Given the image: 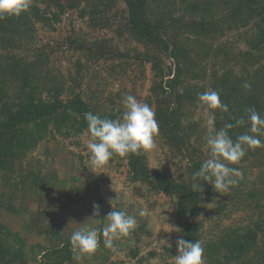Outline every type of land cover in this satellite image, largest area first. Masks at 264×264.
<instances>
[{"label": "trees", "instance_id": "1", "mask_svg": "<svg viewBox=\"0 0 264 264\" xmlns=\"http://www.w3.org/2000/svg\"><path fill=\"white\" fill-rule=\"evenodd\" d=\"M118 1L125 3L124 23L117 29L118 35L122 37L127 32L141 42L145 51L138 58L151 64L154 79L144 103L150 107L155 104L159 125L155 137L166 147L160 151L164 157L158 159L155 167L150 165L148 150L124 157L114 154L109 161L127 167L126 181L138 196L149 200L151 196L167 194L178 204L179 233L185 240L202 242L205 264H264V148L249 149L239 164L230 165L243 169V179L231 187L226 199L218 205L225 216L248 210L245 224L217 222L221 228L213 237L205 238L204 233L208 236L212 231L204 232V222L196 218L201 214L202 204L216 191L206 182L202 184L203 192L191 190L193 173L209 157H203L207 127L193 119L199 108L205 109L198 101L199 94L209 89L220 93L228 111L214 110L215 127L220 129L233 124L228 132L234 141L242 134L256 135L249 131L250 124L235 126L236 120L246 119L247 109L254 107L264 117V0H31L25 13L0 19V264H33L31 261L34 264H76L71 234L52 227L50 222H45L44 215H48L55 199L60 198L59 208H66L68 198L76 202L78 194L65 189V182L57 179L56 171L50 175L43 173V164L32 155L42 141L55 139L56 133L74 136L71 144L80 146L79 137L86 134L87 129L84 113L121 119L125 111L123 97L128 94L140 97L135 85L125 82L124 88L116 90L113 97L109 95L100 100L86 90L89 99L83 98L86 91L81 85L89 66L100 59L122 55L111 48L112 38H99L85 46L78 40L82 39L80 36L69 37L68 51L62 46L54 48L63 54L57 58H64L71 65L68 75L53 74L52 68H45L55 51L48 44L30 50L36 55L33 60L12 48L21 44L32 46L39 38L37 24L56 30L63 15L71 10H75L81 20L88 17L93 31L103 29L111 24L104 12ZM99 5L105 8L100 9ZM70 25L74 29L72 19ZM241 44L245 49L240 48ZM167 55L174 58L176 67L174 76L165 79L173 72L165 59ZM123 56L128 57L127 52ZM128 63V60L122 61L119 66ZM67 80L71 82L68 86ZM245 83L251 84L250 90L243 87ZM260 139L264 140V130ZM169 164L175 169L174 173L167 168ZM246 167L258 170L251 182L247 181L250 171ZM33 191L44 193L47 201L36 214L24 204L25 197ZM53 193L58 196L53 197ZM55 206L53 204L49 215L54 213L59 217ZM18 214L24 220L21 229L44 233L45 243L36 242L26 249L25 237L10 226ZM68 214L66 209L61 218L65 221ZM83 217L79 216L76 227H82L84 222L90 224ZM105 224L102 220L97 228ZM144 225V220L138 221L136 229L129 234L135 241L134 248L129 249L130 256L136 258L133 264H143L146 259L137 257ZM103 239L101 234L97 251L86 258L88 264L109 260L111 249L104 247ZM117 244V240L114 241L117 251L112 253L119 255L122 250L118 251ZM100 247L107 253L99 263L91 262L90 258L96 257ZM112 264L126 263L114 260Z\"/></svg>", "mask_w": 264, "mask_h": 264}, {"label": "rangeland", "instance_id": "2", "mask_svg": "<svg viewBox=\"0 0 264 264\" xmlns=\"http://www.w3.org/2000/svg\"><path fill=\"white\" fill-rule=\"evenodd\" d=\"M99 8L103 9L105 6L99 5ZM124 9L125 3L122 1H118V3L111 8L108 7L104 14L105 17L107 16V18H110L111 24L103 29L95 31L88 25V17L81 20L75 10L68 11L63 15L61 23L57 24L56 30H50L46 25L41 26L37 24L39 38L34 40L35 43L32 46L21 44L12 49H15V52L21 51L22 55H26L29 60H33L36 55L30 50L35 46L42 47V44H48L51 49L62 46L68 51L71 41L69 37L80 36L82 39L78 40L82 41L85 46L94 40H100L99 38H112L113 46L111 48L113 50H119L122 55L110 59L103 58L100 59L98 63L91 64L82 82V89L97 96L100 100H104V98L109 95L113 97L112 95L116 93V90L120 91L123 89L126 82L128 85H135L134 87L139 90L138 93L140 95V97L137 96V100L145 102L144 100L146 96L150 94V87L153 84V72L149 62H141V59L138 58V55L145 51L144 45L131 38L127 32L123 33L122 37L117 33V29L122 28L124 23ZM71 19L74 22V29L70 25ZM240 48L245 49V45L241 44ZM54 50V54L51 53L50 61L45 68H52L53 74L59 75L60 73H64V75H68L67 70L71 65L69 66V62L64 58L61 60L58 59L57 55L63 54L59 49ZM46 51H49V49L47 48ZM126 52L128 57L123 56ZM165 59L173 71L172 74L166 76L165 79L172 78L174 76L176 62L174 58L169 55H167ZM127 60L129 63L126 66H119V62ZM72 71L75 73L74 68ZM70 83L71 82L67 80V86L70 85ZM87 91L83 94L85 95L83 96L85 100L89 99ZM45 95L46 94H43V97H45ZM65 96H67V94H64V97ZM151 108L153 110L155 109L154 103ZM209 114V110L199 108L193 119L201 121V125L207 127L206 121ZM79 138L81 139V144L80 146H76L71 144V141L75 139L74 136L64 137L56 133L55 139L50 138L45 142L42 141L32 155L34 160L39 159L40 163L43 164V173L50 175L52 171H56L57 179L65 182V189L69 193L78 194V196L72 194L77 196L75 198L76 202L69 201L68 198L66 208H59L61 206V203L58 201L60 198L55 199L53 204H56L54 207L56 210L54 211L60 215L59 217H57V214L54 215V213L53 215H49L51 209H53L52 204L48 209V212L50 211L48 215H44L45 222H50L55 229L59 227L63 232L72 234L73 231L79 229V227H76V221H79V216L80 218L85 216L83 218L95 219V221H89L90 224L94 223L97 227L102 220L107 223L105 219L107 215L113 209L119 207L127 211L128 214L134 215L137 219V223L138 221H145L144 229L140 231L142 240L140 242V253L137 256L138 258L146 257L143 264H174L173 258L178 255L176 241L182 238L179 233V226L176 222L178 204L171 200L167 194L151 196L149 200H146V197H140L135 194L126 181L127 167L125 165L119 167L116 164L117 161H108L103 168L91 169L90 152L86 147L88 135L86 133ZM154 141L156 147L148 150L151 160L150 165L152 167L158 166V159L164 157L160 151L166 147L161 139L154 137ZM207 148L206 146L203 150V157L209 155V150H207ZM155 152L159 154H155ZM172 167V164L167 166V168L174 173L175 169ZM246 169L250 171L248 172L247 181L249 180L251 182L255 179L254 177L258 170L256 167H252L251 169L246 167ZM239 170L243 173L242 168ZM72 176L73 178L71 179L70 177ZM251 184L252 183H250V185ZM226 194L227 193L221 194L216 192L212 196H208L210 200L206 201V203H203L201 206V214L196 218V221L204 222V232L209 229L212 231V234L210 233L208 236L204 233L205 238L213 237L214 234H216L215 232L221 228L222 225L217 226V222L220 224L223 222L226 224L243 225L248 221V216H246L248 210L245 211V209H242L230 216H225L224 210H218V205L226 199ZM57 196V193H53V197ZM46 203L47 201L44 193L37 191L29 193L24 199L26 208H32L35 212L34 214H36V211L43 209V205H46ZM39 205H41V207H39ZM94 205L99 206V216H93ZM66 209L69 211V214L64 221L61 215L64 214ZM141 210L144 211L145 215H139ZM15 217L16 219L14 218V221L10 220V226H12L14 231H20L22 236L25 237L26 249L31 248V245L36 242H46V235L44 233H40L38 230L33 229L31 231L21 229L24 222L23 217L19 214ZM73 218H76V220ZM164 241H166L167 244ZM117 243V248L119 247L118 251L121 249V253L117 255L116 253H112L113 251H117V249H111L109 260L106 259L102 261V264H112L114 260H123L126 264L135 263L136 258L131 257L129 254V249L135 246L133 238L129 235L121 237L117 239ZM104 253L106 254L107 252L104 248L100 247L96 257H91L90 261L99 263ZM31 263L34 264V261H31ZM75 263L77 264V262ZM82 264H88L86 258L82 261Z\"/></svg>", "mask_w": 264, "mask_h": 264}, {"label": "clouds", "instance_id": "3", "mask_svg": "<svg viewBox=\"0 0 264 264\" xmlns=\"http://www.w3.org/2000/svg\"><path fill=\"white\" fill-rule=\"evenodd\" d=\"M30 6L31 0H0V19L6 16L18 17ZM243 87L250 90L251 84L245 83ZM198 101L206 110L213 111L206 121L209 157L203 161L199 170L193 173L191 190L203 192L202 184L206 182L211 184L216 192L228 193L231 187L243 179L241 171L230 165L239 164L249 149L264 148V140L260 139V133L264 130V117L254 107L247 109L246 119L242 117L236 120L235 126L250 124L249 131L256 135L242 134L234 141L228 132L234 127L233 124H226L220 129L215 127L214 110L228 111V106L221 101L220 93L214 89L206 90L199 94ZM122 103L125 111L121 119L113 120L101 118L91 112L84 113L88 135L86 147L90 152L91 169L103 168L114 154L124 157L156 147L154 137L158 135L159 125L154 110L149 104L138 101L131 94L124 96ZM93 208V216H99V206L94 205ZM139 215H145L144 211L141 210ZM105 219L107 223L102 228H97L94 223L84 222L81 223L82 227L72 232L70 242L73 260L77 264H82L85 258L95 254L100 246L101 234L104 247L115 250L114 241L128 236L137 227L136 217L125 210H113ZM176 245L178 255L173 258L174 264H205L204 247L200 240L193 242L181 238L176 241Z\"/></svg>", "mask_w": 264, "mask_h": 264}]
</instances>
